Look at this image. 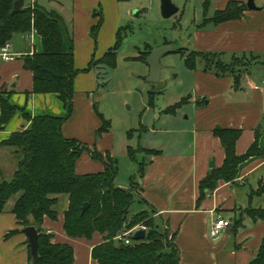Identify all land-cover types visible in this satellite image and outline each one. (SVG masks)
Segmentation results:
<instances>
[{
    "label": "crops",
    "instance_id": "obj_1",
    "mask_svg": "<svg viewBox=\"0 0 264 264\" xmlns=\"http://www.w3.org/2000/svg\"><path fill=\"white\" fill-rule=\"evenodd\" d=\"M230 1L248 2L211 0L207 14L204 4V18L197 26L193 50L216 53L221 59L228 52L232 53V59L255 56L259 58V63L244 71L239 82L232 75L219 76L204 68H194L197 93L205 94L204 98L198 100L194 97L196 104L191 114L179 113L178 108L169 111V106L161 110L167 118L165 121L160 122L159 118L153 125L151 122L140 123L138 128L126 129L127 141L122 151L136 160L138 167L133 168L129 184L115 183L128 188L131 178L136 177L143 209L149 207L157 224L167 226L169 234L174 237L172 241L178 247L181 264H248L264 240V219L254 220L246 212L248 208H264V193L251 194L252 190L259 188L261 181L264 182V0H255L257 8H248L238 19L217 24L208 22L203 26L205 18H211L217 11L225 9ZM30 2L46 7L39 0ZM79 2L83 0H76L75 10L72 11V31L87 40L89 31L98 23L99 14L103 10L92 11L97 5L94 1L88 7H81ZM213 4L216 10L210 14ZM61 16L64 20V16ZM65 23L64 20V33L67 39L73 40L74 50L76 40ZM18 34L10 41V51L22 55L13 61H5L0 56V91L11 104L25 109L33 116H64L67 108L56 94L27 95V92L33 90V73L25 68L23 55L36 47L41 50L42 42L38 33L33 31L30 35H23L24 40L28 36L32 39L30 43H24L23 40L18 44L14 41ZM91 59H96L91 43H87L82 58L74 50L75 66L85 69ZM81 78H86L84 80L90 86L80 87ZM94 81L92 71L78 74L75 78V95L78 91L83 92L82 89H93ZM184 98L191 101L193 96ZM76 99L84 108L75 117L80 133L94 139L100 152L108 151L117 158L119 149L112 129L95 139V130L102 126L103 121L96 110V115L93 111L94 100L89 96L85 98L83 94L77 95ZM1 113L0 103V116ZM72 119L63 126V134L68 138H74L69 127ZM24 124L30 126L19 110L5 129L0 131V144L13 132L22 129ZM219 127L242 130L236 144L239 155L247 152L255 142L263 153L244 160L235 180H220L214 191L201 197L200 182L225 161V148L215 134V129ZM136 136L138 141H135ZM134 142L138 143L136 147ZM138 147L154 149L158 153L150 155L137 152L133 157L132 150L135 152ZM7 148L0 145V181L9 177L5 173L1 153ZM139 153L146 155L142 161L137 160ZM9 154L14 156L12 151ZM82 158H85L84 154L77 165V171L81 174L105 169L101 161ZM141 166L142 175L139 174ZM15 170L10 175H14ZM15 201L16 198L9 200L4 211L0 212V264H33L29 238L23 232L25 226L12 211ZM63 202L58 218L45 217L43 228L54 234L55 242L67 243L74 248L73 264H100L93 257L92 250L104 241L106 234L96 232L91 238L70 236L64 227L68 198L63 199ZM218 217L229 219L231 225L217 239H213L210 230Z\"/></svg>",
    "mask_w": 264,
    "mask_h": 264
},
{
    "label": "trees",
    "instance_id": "obj_2",
    "mask_svg": "<svg viewBox=\"0 0 264 264\" xmlns=\"http://www.w3.org/2000/svg\"><path fill=\"white\" fill-rule=\"evenodd\" d=\"M16 0H0V48L10 42L17 33L29 34L35 30L41 37L42 49L23 57L25 68L33 73V90L27 92L47 94L54 93L65 104L67 115H36L13 105L0 93L2 113L0 131L5 129L17 111L23 112V118L30 126L13 132L1 142V146L14 149L17 168L11 179L0 181V212L7 203L16 198L12 211L23 226L35 225L39 231V258L33 264H73L74 248L67 243L54 241V234L43 228L45 217L57 219L59 203L63 195L68 198L65 210L64 227L72 237L91 238L94 233L105 235L104 241L93 247L92 255L100 264H181L178 247L172 241L167 226H158L155 219L142 210L132 213L138 184L136 177L131 178L128 188L115 184L118 175V159L110 152L102 153L96 147L90 148L76 138L63 134V126L73 114L75 96V78L81 71H90L94 62L83 70L76 68L74 61L73 40L67 39L64 33V20L55 10H49L39 4L28 5L13 13ZM211 0H205V13L209 11ZM248 9L245 2L230 1L225 9L217 11L211 18H205L203 26L208 23H221L238 19ZM100 20L92 27V36L97 39L104 22L103 13ZM117 42L102 56L98 62L114 67L117 51L121 43V29L117 32ZM175 52L185 57L188 68L197 67L199 58L207 64L205 71L216 75H232L237 82L243 73H234L232 65L223 61L216 53L190 50L184 48ZM151 51H146V60ZM216 58V59H215ZM237 59L235 57L233 60ZM242 59L246 60V57ZM96 61V60H93ZM216 64L213 69L212 65ZM255 62L254 64H258ZM153 96L150 97V102ZM187 101L183 98L168 108L174 111ZM95 110L103 124L97 130V138L110 130L111 123L102 113ZM215 134L220 138L226 152L224 164L214 168L200 182L201 197L214 191L220 180L233 181L237 178L240 164L250 156L262 154L263 151L255 142L242 155L236 150V144L242 134L241 129L219 127ZM88 151L92 159L101 161L105 169L100 172L81 174L77 165L84 152ZM147 154L158 153L154 149L143 150ZM140 152L132 150V156ZM143 174V168L139 171ZM263 194L264 182L251 194ZM142 200V199H141ZM85 203L89 206L82 212ZM254 220L264 219V208L246 210ZM145 226L147 236L136 240L131 234V242L124 247V240L116 237L137 225ZM162 227V230L160 229ZM248 264H264V240L256 256Z\"/></svg>",
    "mask_w": 264,
    "mask_h": 264
},
{
    "label": "rangeland",
    "instance_id": "obj_3",
    "mask_svg": "<svg viewBox=\"0 0 264 264\" xmlns=\"http://www.w3.org/2000/svg\"><path fill=\"white\" fill-rule=\"evenodd\" d=\"M93 1L97 5L92 8V11L96 10L98 12L102 9L104 22L97 39L91 36V30L87 36L89 39L86 40L83 37H79L77 33L73 34L72 31L73 22L71 18L72 11L75 10L76 0H39L47 9L58 10L64 16L65 26L67 25L72 37L76 40L74 50L77 51L79 58H82L85 54L88 42L91 43L93 54L96 58V61L91 59L94 64L90 71H81L79 73L85 74L92 71L95 85L93 89H82L83 92L78 91L74 96L73 112L75 113L70 117V119H73L69 124L72 129V137L79 139L92 149L97 148L94 139H91L89 135L84 136L80 133V129L77 127V120H75V117H77L76 113L84 111L83 104L76 99L77 95L83 94L85 98L89 96L94 100L93 111L95 115L94 108L96 105L97 110L111 123L110 129L115 133L117 148L119 149L117 155L119 171L115 183L127 185L130 182V176L134 172L133 168L138 167V162L122 151L127 141L125 136L126 129L138 128L140 123L151 122L153 125L155 124L154 122L159 121V118L160 122L165 121L167 118L161 110H165L167 107L181 101L184 97H188V95H192L193 99L186 101L178 110L179 113H184L185 115L191 114L193 106L196 104L194 97L202 100L205 96V94L197 93L198 86L196 84L195 70L187 67L185 57L181 53L174 51L162 57L160 79L156 81L150 80L151 70L147 58L146 60L142 58L146 51H152L168 43L176 49L184 48L186 54L190 50L195 49V33L198 29L197 26L202 23L204 18L203 2L205 0H173L179 7V11L170 17L163 16L161 0H101V2L99 0H83L82 3L79 2L78 4L81 7H88ZM28 3L31 5L37 4L26 0V5ZM215 10L216 8L213 4L210 14H213ZM119 29H121L122 39L117 51L116 65L111 67L98 62L105 52L116 45V35ZM33 31L35 32V30ZM23 35V33H19L14 38V41L19 44L24 40ZM31 41L32 39L28 36L25 38L24 43H30ZM36 50L37 47L29 50L23 57L27 54H32ZM238 55L242 56V54ZM242 58L238 57L233 60L232 53L228 52L223 55L222 60L230 63L233 71H235L234 73L239 75V73L247 71L259 59L255 56H248L246 60ZM206 64L205 60L199 58L196 70L203 69ZM212 67L217 69L214 63ZM76 68L83 70L77 66ZM84 79L86 78H81L80 87L90 86L89 82ZM150 95L153 96L152 102L149 99ZM67 113L65 114L67 115ZM153 118H155V121ZM25 122L28 123V121ZM94 134L96 139L97 130H95ZM154 137L156 139V136ZM135 139V141H138V136ZM133 145L136 147L138 143L134 142ZM145 149L149 148L138 147V150L142 153H145L143 151ZM9 150L14 153V149L11 147L1 152L5 173L9 175L6 179H11L13 175L10 174L17 168V159L15 155L11 156L9 154ZM142 153L138 154L137 160L142 161L143 157L146 156ZM83 154L84 159H92L88 151ZM84 159L82 158V160ZM136 197L137 199L131 207L132 213L146 210L149 213L148 215L155 219L153 211L149 207L143 209L139 187L136 191ZM66 198L67 196L63 195L60 199L59 210L64 205L63 199ZM157 225L159 226V224ZM160 229L162 230V227Z\"/></svg>",
    "mask_w": 264,
    "mask_h": 264
},
{
    "label": "water",
    "instance_id": "obj_4",
    "mask_svg": "<svg viewBox=\"0 0 264 264\" xmlns=\"http://www.w3.org/2000/svg\"><path fill=\"white\" fill-rule=\"evenodd\" d=\"M25 4H26V0H16L14 2V7L12 12L17 13L20 9H22L25 6ZM247 5L248 8L251 10L257 8L255 0H248ZM161 11L163 16L170 17L179 11V7L175 4L173 0H161ZM174 51H176V48H174V46L171 45L170 43L160 46L151 51V53L147 57V62L151 70V78H150L151 81H156L157 79L158 80L160 79L162 57ZM213 165L214 163L211 162V166ZM88 206L89 204L85 203L82 207V212H85ZM23 232H25L29 238L32 261L35 262L40 256L39 231L35 225H29L23 228ZM146 236H147V229L145 227L138 228L133 234V237L136 240L145 239ZM125 245H126L125 243H122L123 247Z\"/></svg>",
    "mask_w": 264,
    "mask_h": 264
},
{
    "label": "built area",
    "instance_id": "obj_5",
    "mask_svg": "<svg viewBox=\"0 0 264 264\" xmlns=\"http://www.w3.org/2000/svg\"><path fill=\"white\" fill-rule=\"evenodd\" d=\"M10 46H11L10 42H7L4 46H2L0 48V56L5 61L16 60L17 58H19L22 55V53L11 52ZM230 225H231V221L229 219H226L223 217H218L217 220L214 222L211 230H210L211 237L213 239H217L220 236L221 232H223ZM142 227H145V226H141V225L135 226L132 229H130L129 231H126L123 234L118 235L116 237V239L119 241L124 240L125 244H129L131 242V238H130L129 234H131L133 236L135 231L138 228H142Z\"/></svg>",
    "mask_w": 264,
    "mask_h": 264
}]
</instances>
